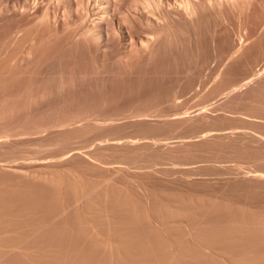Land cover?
<instances>
[{
    "label": "rangeland",
    "instance_id": "1",
    "mask_svg": "<svg viewBox=\"0 0 264 264\" xmlns=\"http://www.w3.org/2000/svg\"><path fill=\"white\" fill-rule=\"evenodd\" d=\"M73 1L0 0V264H264V0L100 43Z\"/></svg>",
    "mask_w": 264,
    "mask_h": 264
},
{
    "label": "bare ground",
    "instance_id": "2",
    "mask_svg": "<svg viewBox=\"0 0 264 264\" xmlns=\"http://www.w3.org/2000/svg\"><path fill=\"white\" fill-rule=\"evenodd\" d=\"M8 1L9 0H7V3L4 4L5 6H3V7H5V9H3V10H5V12L8 14H14L16 12V10H18V13L20 12V10L22 12H25V11L27 12L28 3L30 0H18L17 1L18 2L17 7L13 3V1L16 2V0H12V1L10 0V2H8ZM55 1H56V5H58L64 9V11L66 12L68 17L72 18V16L74 14L79 12V9H80L79 4L77 2H76L77 4H74L73 0H55ZM252 1H254V0H135L128 7L127 16L124 19L116 20L115 16H116L117 12L120 11L122 8H124V5L122 4L123 5L122 6L119 3L120 0H119V2H118V0H102L101 4H99V0H86L85 3L83 4L82 8H81L82 9V11H81L82 12L81 13V15H82L81 32H79L78 34L81 33L83 36L90 39L94 43H100L101 41H104V40L107 41L111 34L116 35L119 33L118 36H121L120 35V34H122L121 32H125L126 28L129 27L130 30L132 28L134 30L135 27L136 28L138 27V29L139 28H141V29L146 28V30H147V28H148V29H151V31L155 30L156 33H154V35L151 32L150 33L152 34V36L156 35L158 37L160 35L158 31H160V30L157 31V29L160 28L164 22L168 23L167 21L170 19L173 21L177 20L176 22L178 23L179 18H182V17L186 18V19L193 18V16L196 15V12L200 8H202V9L210 8V9L214 10V8L217 9V7H221L224 4H227L228 6H232V7H239V6L245 5L247 3L250 4ZM33 2H34V0H33ZM53 2H54V0H53ZM34 4H35V2H34ZM35 5H33V7ZM121 6H122V8H121ZM18 13H17V15H18ZM218 13H219V11H218ZM53 14H55V13H53ZM56 14L54 16H56ZM58 15L59 14H57L56 17H58ZM196 17H198V16H196ZM37 20H39L40 23L49 22L50 21V13L48 12V9L42 11L41 14L39 15V19H37ZM65 21H66V19H65ZM185 21H183V22H185ZM67 22H68V20H67ZM176 22H174V23H176ZM183 22H181V24ZM193 22L194 21L192 20V22H189V23H193ZM64 23H66V22H64ZM70 23H72V22H70ZM171 23H173V22H171ZM57 24H59L58 21H57L56 25ZM178 24H180V23H178ZM181 24L178 26H181ZM65 26H67V25H65ZM185 26H186V24H185ZM128 30H127V32H128ZM160 32L162 33V31H160ZM143 35H146V33ZM116 36H114V37L117 38ZM130 36L132 37V35H129V37ZM138 37H140V36H138ZM139 39L140 38H138V40ZM150 39L152 40V38H150V34H148V35L143 37L142 41L148 42V41H150ZM130 40H131V38H130ZM140 40H139V42H141ZM108 41L112 42L113 40L109 39ZM85 42H86V40H85ZM141 44L143 45V43H141ZM98 46H100V45H98Z\"/></svg>",
    "mask_w": 264,
    "mask_h": 264
}]
</instances>
